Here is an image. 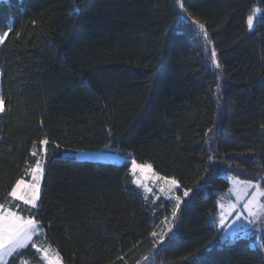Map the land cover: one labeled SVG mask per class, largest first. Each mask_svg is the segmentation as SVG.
I'll list each match as a JSON object with an SVG mask.
<instances>
[{"label":"trees","instance_id":"obj_1","mask_svg":"<svg viewBox=\"0 0 264 264\" xmlns=\"http://www.w3.org/2000/svg\"><path fill=\"white\" fill-rule=\"evenodd\" d=\"M192 19L205 26L217 71ZM4 31L0 202L42 229L5 264H43L32 243L44 240L63 264H141L153 254L154 264H264V238L225 240L216 223L228 177L264 189V0H0ZM43 139L33 210L8 193L29 180ZM77 151L123 162L72 158ZM128 157L179 185L175 231L157 254L175 205L146 201Z\"/></svg>","mask_w":264,"mask_h":264},{"label":"rangeland","instance_id":"obj_2","mask_svg":"<svg viewBox=\"0 0 264 264\" xmlns=\"http://www.w3.org/2000/svg\"><path fill=\"white\" fill-rule=\"evenodd\" d=\"M251 15H253V27H254V23L258 18V16L260 15V13L252 12ZM193 27H194L195 36L198 39L199 43L202 45V49L205 54V60L207 61L208 65L211 66L212 69L217 71L216 65L213 64L212 62L211 52L213 50L211 48L210 43L205 42L203 38V34L200 32V29L198 28L197 25H193ZM252 29L250 30L247 24V30L250 32L252 31ZM0 114H2V112H0ZM44 154H45L44 145H42L41 153L38 156V159L41 160L43 163V172L42 175L39 177V195L41 192L42 181L44 177V163H45ZM71 155L72 158H76V159L113 161L117 163L123 162V158H121L115 153H110V152L77 151L76 153ZM126 160L132 161V158L128 157L126 158ZM152 172L155 173L153 170ZM28 176H29V180L25 181L26 184H30L33 182L30 171L28 173ZM132 177H133V181L134 180L140 181V183H134V182L133 183L139 189L141 195L146 199V201L149 200L150 203L152 204L155 203L159 198H161L163 200H169L173 202L174 205L176 204V197H179L177 193L178 187H170L169 185L165 184L163 180L156 179V177H161V176L157 175L156 173L155 176H153L152 173L141 172L140 170H137L135 175L132 174ZM228 181H229L228 190L225 193L221 194L217 200L218 210L216 215V223L218 225V228L222 230L223 233L222 237L225 240L228 239L229 241H231L238 238V236L239 237L254 236L256 239V244L260 246L262 238H264V189L259 185V183L240 180L235 177H228ZM161 189L164 190L161 191ZM16 201L21 202L23 204L22 201L19 200ZM26 206H28L33 210L37 208V207L32 208L30 205H26ZM37 206H38V200H37ZM248 208H250L251 211L256 215L250 216L248 214V210H247ZM20 216L25 219L29 218L28 216H22V215ZM237 216H239L240 219H237ZM170 217L171 218L166 221L165 225H163L162 230H159L157 233L159 239L158 242H156L157 248L155 253L159 248H161V246H163V244L167 240V237L170 236V233L175 231L176 219L173 220L172 216ZM38 227L40 228L39 224ZM35 237H42V231H39L38 233L33 235L30 241H26L25 242L26 246L29 243H31V241ZM49 246L51 247V245L45 242V240L43 245L42 244L38 245V247H40L41 249L48 248ZM22 248L24 247L17 248L10 255H5L3 257V260L0 261V264H5L11 255H13L15 252L19 251ZM51 250L55 252V250L52 247ZM38 253L43 264H46V262L42 259L43 253L42 252H38ZM155 259H156L155 254H153L151 258L142 261L141 264H154L153 262ZM61 264H63L62 261Z\"/></svg>","mask_w":264,"mask_h":264},{"label":"snow or ice","instance_id":"obj_3","mask_svg":"<svg viewBox=\"0 0 264 264\" xmlns=\"http://www.w3.org/2000/svg\"><path fill=\"white\" fill-rule=\"evenodd\" d=\"M181 7L183 5L181 4ZM253 13L259 12V9L253 7ZM192 24H195L200 29V32L203 34V38L206 43H210L208 33L205 30V26L203 23H200L196 19L191 20ZM248 28L251 30L253 27V15H249L247 19ZM10 34L9 31H4L0 34V44L5 42V39ZM176 46H179L180 41H174ZM211 58L213 64L216 67L220 65L216 62V52L213 50L211 52ZM5 100L3 97H0V112H4L5 108ZM211 131V130H210ZM42 145H47L49 143L48 139H43L40 141ZM33 156H36L37 153L32 152ZM140 170L141 172L152 173L155 176V173L152 172V165L149 163H137L135 160L131 161V172L133 175ZM32 176V183L26 184L23 179L17 180L15 185L11 188L8 195L12 197L14 200L22 201L24 205H30L32 208L37 207V200L39 199V177L43 172V163L41 160H36L33 167L29 169ZM156 179L163 180L165 184L170 187H179L175 179H166L165 177H156ZM134 183H140L138 180H134ZM143 186V185H142ZM164 189H161L163 191ZM189 195L188 191L184 192V196L187 197ZM181 200L179 197H176V204L172 211L173 220L176 219L177 211L180 209ZM15 207H19V205H15ZM248 214L250 216H255L256 214L251 211L250 208L247 209ZM237 219H240L237 216ZM223 220V218H222ZM42 231L38 227V221L29 217L27 219L21 217L17 214L16 211L11 210L9 207H6L3 202H0V261L3 260L5 255L12 254L17 248L25 247L26 241H30L32 236ZM153 236L156 233H152ZM32 247L36 248L37 252H42V259L46 262V264H61V258L58 252H53L51 247L41 249L38 247L35 242L32 243Z\"/></svg>","mask_w":264,"mask_h":264}]
</instances>
